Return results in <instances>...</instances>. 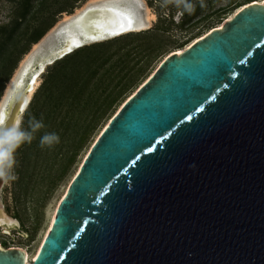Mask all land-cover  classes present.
<instances>
[{"label":"water","instance_id":"95a60500","mask_svg":"<svg viewBox=\"0 0 264 264\" xmlns=\"http://www.w3.org/2000/svg\"><path fill=\"white\" fill-rule=\"evenodd\" d=\"M0 264L27 255L0 245ZM31 264H264V4L167 57L125 103Z\"/></svg>","mask_w":264,"mask_h":264},{"label":"rangeland","instance_id":"374dc122","mask_svg":"<svg viewBox=\"0 0 264 264\" xmlns=\"http://www.w3.org/2000/svg\"><path fill=\"white\" fill-rule=\"evenodd\" d=\"M92 1L95 0H0V103L22 63L34 49L40 47V51L47 52L56 36L53 32L64 18L74 15ZM140 1L143 12L148 9L155 16L149 29L77 49L65 59L47 66L41 74L40 85L22 116L21 130L31 131L30 123L26 124V117L38 97L44 100L46 95L40 96V93L49 72L56 64L78 51L85 52L71 60L67 70L72 71L78 60L83 61L84 65L89 64L90 70L86 72V77L90 76L88 89L92 91H84L82 97L85 100L82 99L81 107L89 102L88 92L96 96L90 103L94 109L98 101L101 106L108 97L107 104L101 108L98 121L82 145L76 143L78 128L73 126V120L82 123L85 118L79 120L80 115H74V106L68 107L67 103L55 116H50L55 117V122H51L49 132L42 133L40 128L32 132L31 142H24L15 149L11 167L0 166L4 179L1 200L8 215L19 224L10 228L9 232L0 228V245L27 250L32 260L50 232L53 213L56 214L91 148L125 103L151 78L167 57L187 50L211 31L222 27L242 7L262 2ZM186 5H191L192 10H187ZM95 86L99 88L97 91ZM81 107L77 108L81 110ZM53 133L58 141L42 145L41 137Z\"/></svg>","mask_w":264,"mask_h":264},{"label":"bare ground","instance_id":"6f19581e","mask_svg":"<svg viewBox=\"0 0 264 264\" xmlns=\"http://www.w3.org/2000/svg\"><path fill=\"white\" fill-rule=\"evenodd\" d=\"M254 4L263 5L264 2H255ZM144 12L140 0H95L85 5L74 15L66 16L54 30L53 34L56 36L47 52L40 51V47H36L33 53L22 63L16 77L9 84L0 103V129L13 125H18L20 128L22 116L40 85L41 74L49 63L51 64L57 59V56L67 54L65 52L76 51L79 49L78 46L102 43L149 29L155 20V16L148 9ZM220 28L222 27L217 29ZM182 52L184 51L177 53ZM54 217L55 212L50 221L49 231L53 226ZM17 225H19L18 222L6 212L0 197V228L9 232L10 228ZM40 250L33 256L32 260L27 250H23L27 255V264L36 260Z\"/></svg>","mask_w":264,"mask_h":264},{"label":"trees","instance_id":"16d2710c","mask_svg":"<svg viewBox=\"0 0 264 264\" xmlns=\"http://www.w3.org/2000/svg\"><path fill=\"white\" fill-rule=\"evenodd\" d=\"M96 48L97 47H94V49ZM82 52L85 51L82 50L72 54L66 60L56 64V66L49 72L48 80L45 82L40 93V96H43L44 94L46 95L44 100H42L41 97H38L35 103L32 104L30 112L26 117V124L31 122V124L34 125L39 122L42 125V127H40L42 133L46 131L49 132L51 122H53V120L55 122V117L50 118V116H55V113L67 103L68 107L71 105L74 106V115L78 113L80 115L79 120L85 118L82 123L77 122L76 119L73 120V126L78 128L76 133V138L78 139L76 142L77 145H82V143L89 138L90 133L94 128V124L100 117V112L102 111L101 108L105 107L107 104L106 99L108 98L107 97L103 100L101 106L98 101L94 109L93 106H90V103L96 96H94L92 92H88L87 99H89V102H86L85 106L81 107L82 99L85 100L82 95L85 94V90H89L88 88L90 86V76L86 77V72L88 73L90 70V67L88 69L89 64L86 63L84 65L83 61L78 60L79 63L74 64L75 68H73L72 71H70V69L67 70V67L71 60H75ZM94 89L97 91L99 88L95 86ZM70 100H72V102H70ZM79 106L82 108L81 110L80 108H77ZM66 129L68 130L67 127Z\"/></svg>","mask_w":264,"mask_h":264},{"label":"clouds","instance_id":"9594fccd","mask_svg":"<svg viewBox=\"0 0 264 264\" xmlns=\"http://www.w3.org/2000/svg\"><path fill=\"white\" fill-rule=\"evenodd\" d=\"M186 9L191 11L192 6L186 5ZM31 131H24L18 125L0 129V166L11 167L13 160V153L15 149L22 143H30L33 136L32 132L36 131L42 125L37 122L34 125L30 122ZM58 141V137L53 134H46L41 137V144Z\"/></svg>","mask_w":264,"mask_h":264},{"label":"snow or ice","instance_id":"6c2138e0","mask_svg":"<svg viewBox=\"0 0 264 264\" xmlns=\"http://www.w3.org/2000/svg\"><path fill=\"white\" fill-rule=\"evenodd\" d=\"M262 2H264V0H262Z\"/></svg>","mask_w":264,"mask_h":264},{"label":"flooded vegetation","instance_id":"af4514ba","mask_svg":"<svg viewBox=\"0 0 264 264\" xmlns=\"http://www.w3.org/2000/svg\"><path fill=\"white\" fill-rule=\"evenodd\" d=\"M5 247V246H4Z\"/></svg>","mask_w":264,"mask_h":264}]
</instances>
